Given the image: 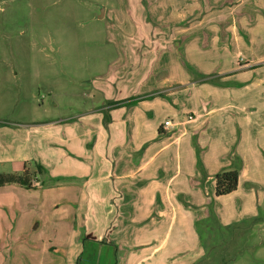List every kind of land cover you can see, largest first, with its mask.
I'll return each mask as SVG.
<instances>
[{
    "label": "crops",
    "instance_id": "crops-1",
    "mask_svg": "<svg viewBox=\"0 0 264 264\" xmlns=\"http://www.w3.org/2000/svg\"><path fill=\"white\" fill-rule=\"evenodd\" d=\"M149 1H119L107 29L121 56L77 115L0 125V173L36 183L0 187V264H199L190 229L217 173L240 167L217 204L238 198L247 216L264 201V76L248 60L264 0Z\"/></svg>",
    "mask_w": 264,
    "mask_h": 264
},
{
    "label": "rangeland",
    "instance_id": "rangeland-1",
    "mask_svg": "<svg viewBox=\"0 0 264 264\" xmlns=\"http://www.w3.org/2000/svg\"><path fill=\"white\" fill-rule=\"evenodd\" d=\"M119 1L0 0L1 126L19 129L29 121L60 120L80 112L76 107L90 100L101 74L121 56L107 29L115 10L123 20ZM252 48L254 56L248 60L253 59V80H258L257 71L264 76V45ZM218 80L216 85L226 87L220 82L224 78ZM260 81L263 86H254L260 87L253 92L254 102L262 97L264 102V78ZM237 82L235 86H244ZM206 199L190 229V242L204 251L199 264H264V201L244 216L238 198L217 204L216 195L207 193ZM37 230L48 237L54 225L42 220Z\"/></svg>",
    "mask_w": 264,
    "mask_h": 264
},
{
    "label": "trees",
    "instance_id": "trees-1",
    "mask_svg": "<svg viewBox=\"0 0 264 264\" xmlns=\"http://www.w3.org/2000/svg\"><path fill=\"white\" fill-rule=\"evenodd\" d=\"M218 81H219L218 79H209L205 82L217 84ZM218 84L220 83L218 82ZM221 85L227 86V83H224V84L221 83ZM140 100H141L140 97H138L137 99L123 102V104L133 105V104H136ZM198 165L199 167L202 166L200 162H198ZM239 175H240V167L217 173L215 175V179H216L215 195L216 197H224V196H228L234 193L238 188ZM8 184H17L27 189H33L36 187L35 185L36 183H34L32 179V174L27 168H25L21 174L0 173V187L8 185Z\"/></svg>",
    "mask_w": 264,
    "mask_h": 264
},
{
    "label": "built area",
    "instance_id": "built-area-1",
    "mask_svg": "<svg viewBox=\"0 0 264 264\" xmlns=\"http://www.w3.org/2000/svg\"><path fill=\"white\" fill-rule=\"evenodd\" d=\"M188 120H193V117L192 116H188ZM175 126V123L174 121H172L171 119H168L166 120L164 123H163V128L165 130H168L170 129L171 127H174Z\"/></svg>",
    "mask_w": 264,
    "mask_h": 264
}]
</instances>
